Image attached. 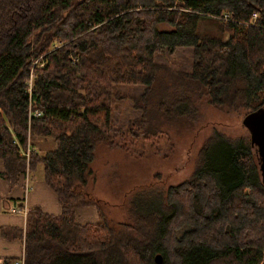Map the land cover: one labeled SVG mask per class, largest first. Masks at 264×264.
Here are the masks:
<instances>
[{"label": "trees", "instance_id": "obj_1", "mask_svg": "<svg viewBox=\"0 0 264 264\" xmlns=\"http://www.w3.org/2000/svg\"><path fill=\"white\" fill-rule=\"evenodd\" d=\"M180 51L189 72L160 63ZM177 78L217 109H264V0H0V178L13 189L41 167L61 206L26 213L24 264H264V184L249 147L230 150L233 178L200 167L166 190L161 211L127 224L88 191L97 147L121 149L120 106L139 113L125 116L130 137L151 132L146 100L183 91ZM89 206L98 221L77 225Z\"/></svg>", "mask_w": 264, "mask_h": 264}, {"label": "rangeland", "instance_id": "obj_2", "mask_svg": "<svg viewBox=\"0 0 264 264\" xmlns=\"http://www.w3.org/2000/svg\"><path fill=\"white\" fill-rule=\"evenodd\" d=\"M188 58L186 52L180 51L160 63L189 72ZM174 84L185 89L177 93L157 91L146 100L151 105L146 107L150 116L145 124L151 132L139 129L137 138L130 137L126 132L130 123L125 116L136 118L139 113L133 111L131 101H126L116 112L117 126L124 130L123 136L117 138L121 149L100 145L95 151L88 191L99 200L103 215L115 224L130 223L141 211H161L166 190L188 181L200 167L213 168L227 180L233 178L229 166L231 149L249 147L261 177L246 116L209 105L205 96L200 98L190 88L186 90V86L190 87L187 79H174ZM123 93L138 96L141 90Z\"/></svg>", "mask_w": 264, "mask_h": 264}, {"label": "crops", "instance_id": "obj_3", "mask_svg": "<svg viewBox=\"0 0 264 264\" xmlns=\"http://www.w3.org/2000/svg\"><path fill=\"white\" fill-rule=\"evenodd\" d=\"M37 149L48 152L54 149L49 141L38 142ZM34 150L35 147L32 146ZM3 165L0 162V173ZM39 208L43 213L58 216L61 206L55 194L43 181V171L39 167L36 171L21 177L18 185L13 189L0 178V264L5 259L20 261L24 257V234L26 231V213ZM98 221L96 207L89 206L77 210L75 223L85 226Z\"/></svg>", "mask_w": 264, "mask_h": 264}, {"label": "water", "instance_id": "obj_4", "mask_svg": "<svg viewBox=\"0 0 264 264\" xmlns=\"http://www.w3.org/2000/svg\"><path fill=\"white\" fill-rule=\"evenodd\" d=\"M245 118L246 126L252 135V146L257 148L261 181L264 184V109L249 114ZM155 262L161 263L160 255L155 257Z\"/></svg>", "mask_w": 264, "mask_h": 264}, {"label": "built area", "instance_id": "obj_5", "mask_svg": "<svg viewBox=\"0 0 264 264\" xmlns=\"http://www.w3.org/2000/svg\"><path fill=\"white\" fill-rule=\"evenodd\" d=\"M254 18H256V15H254ZM29 87L31 88V82L29 83ZM29 91H30V89H29ZM33 116H34V117H39L40 114H39L38 112H35V113L33 114ZM26 176H28V172L26 173ZM15 264H24L23 259L20 260V261H16Z\"/></svg>", "mask_w": 264, "mask_h": 264}]
</instances>
